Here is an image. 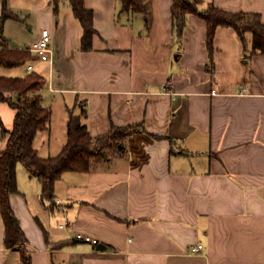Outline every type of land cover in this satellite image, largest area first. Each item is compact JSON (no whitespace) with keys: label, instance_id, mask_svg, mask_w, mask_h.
Returning a JSON list of instances; mask_svg holds the SVG:
<instances>
[{"label":"crops","instance_id":"1","mask_svg":"<svg viewBox=\"0 0 264 264\" xmlns=\"http://www.w3.org/2000/svg\"><path fill=\"white\" fill-rule=\"evenodd\" d=\"M142 2L146 14L84 0L96 29L90 50L69 0L38 9L36 38L49 29L52 54L30 51L38 70L27 63L17 76L45 78L38 92L51 120L34 137L39 155L60 152L69 111L94 138L113 126L137 130L90 171L63 172L52 203L19 162L10 204L26 240L6 245L0 211V264H23V253L30 264H264V53L253 52L250 31L241 37L231 26L216 28L210 51L203 18L188 13L178 32L173 0ZM209 2L264 22V0L198 6ZM6 5L17 17L3 18L0 0V47L28 49L36 38L23 42L26 19ZM14 116L0 99L9 130ZM7 138L0 126V150Z\"/></svg>","mask_w":264,"mask_h":264},{"label":"trees","instance_id":"2","mask_svg":"<svg viewBox=\"0 0 264 264\" xmlns=\"http://www.w3.org/2000/svg\"><path fill=\"white\" fill-rule=\"evenodd\" d=\"M57 2L58 0H54ZM121 12L146 14L142 0H119ZM202 0H173L172 17L178 32H181L188 13L203 18L207 24V46L211 51L218 26H231L243 37L246 31L252 33L253 52L264 53V22L257 13L232 12L209 2L200 9ZM73 15L82 26L81 48H92V37L96 33L93 10L86 7L84 0H69ZM17 17L7 8L4 0L3 18ZM31 58L29 49L0 47V65L13 67ZM45 84V78L36 71L25 76L0 75V99L15 109L12 129H7L0 120L3 136L8 135L6 147L0 150V211L5 225V243L14 246L26 240L10 204V195L18 191L16 166L21 162L28 172L37 176L42 183L41 197L53 202L55 182L65 171H90L96 162L122 151V140L135 132V125L113 126L107 133L92 137L81 117L69 111L67 140L56 155L43 157L33 146L36 133L49 128L51 108L41 104L38 89ZM160 136V135H156ZM23 264L30 259L22 254Z\"/></svg>","mask_w":264,"mask_h":264},{"label":"rangeland","instance_id":"3","mask_svg":"<svg viewBox=\"0 0 264 264\" xmlns=\"http://www.w3.org/2000/svg\"><path fill=\"white\" fill-rule=\"evenodd\" d=\"M49 1L50 0H8L9 5L14 10V12L19 13V15L26 19L27 25H25V28L27 29V32H25L23 41L25 44L30 43L33 39L36 38L37 33L39 32V22H42V18H40V12L38 11V9H44V7L48 5ZM32 24L34 26L33 30H29L28 27ZM12 30L14 31L13 27ZM31 57L33 56L31 55ZM39 62L40 61L35 58L13 67L0 66V74L9 76L23 75L24 71L26 70L27 63L33 65L34 70H38L37 65L39 64ZM62 118V109H55V120L58 125L61 124ZM105 153L112 154L109 150H107V152Z\"/></svg>","mask_w":264,"mask_h":264},{"label":"built area","instance_id":"4","mask_svg":"<svg viewBox=\"0 0 264 264\" xmlns=\"http://www.w3.org/2000/svg\"><path fill=\"white\" fill-rule=\"evenodd\" d=\"M37 57L48 59L51 57V33L49 29L43 28L38 38H36L28 48ZM33 66L29 64L27 70L31 71ZM201 250V245L196 244L190 247V252L198 253Z\"/></svg>","mask_w":264,"mask_h":264},{"label":"water","instance_id":"5","mask_svg":"<svg viewBox=\"0 0 264 264\" xmlns=\"http://www.w3.org/2000/svg\"><path fill=\"white\" fill-rule=\"evenodd\" d=\"M97 248L103 249L104 248V245L98 244Z\"/></svg>","mask_w":264,"mask_h":264}]
</instances>
